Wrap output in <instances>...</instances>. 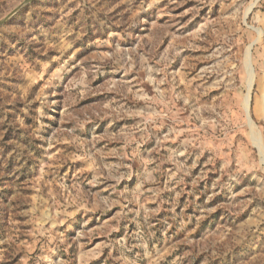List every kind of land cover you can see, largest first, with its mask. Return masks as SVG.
<instances>
[{
  "label": "rangeland",
  "instance_id": "rangeland-1",
  "mask_svg": "<svg viewBox=\"0 0 264 264\" xmlns=\"http://www.w3.org/2000/svg\"><path fill=\"white\" fill-rule=\"evenodd\" d=\"M262 151L264 0H0V264H264Z\"/></svg>",
  "mask_w": 264,
  "mask_h": 264
},
{
  "label": "bare ground",
  "instance_id": "bare-ground-1",
  "mask_svg": "<svg viewBox=\"0 0 264 264\" xmlns=\"http://www.w3.org/2000/svg\"><path fill=\"white\" fill-rule=\"evenodd\" d=\"M246 57H247V61H246V65H247V69L249 70V73L250 72H252V70H251V65H250V57H251V53H250V48L247 50V55H246ZM250 76V80H249V88H251V86H252V84H253V72L251 73V75H249ZM246 100H247V104H248V102H249V99L248 98H246ZM254 132V131H253ZM259 140V139H258ZM257 140V141H258ZM255 141V140H254ZM257 143V142H256ZM263 153H264V151H262Z\"/></svg>",
  "mask_w": 264,
  "mask_h": 264
}]
</instances>
